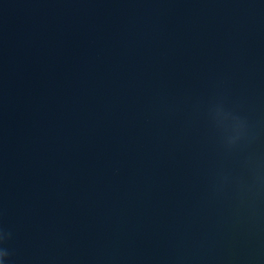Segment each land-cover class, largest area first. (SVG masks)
Wrapping results in <instances>:
<instances>
[{"label":"water","instance_id":"water-1","mask_svg":"<svg viewBox=\"0 0 264 264\" xmlns=\"http://www.w3.org/2000/svg\"><path fill=\"white\" fill-rule=\"evenodd\" d=\"M0 230L9 264H264V0H0Z\"/></svg>","mask_w":264,"mask_h":264},{"label":"clouds","instance_id":"clouds-1","mask_svg":"<svg viewBox=\"0 0 264 264\" xmlns=\"http://www.w3.org/2000/svg\"><path fill=\"white\" fill-rule=\"evenodd\" d=\"M228 143L232 144L233 140L229 139ZM7 239L8 235L4 231L0 230V264H9V251L5 247Z\"/></svg>","mask_w":264,"mask_h":264}]
</instances>
